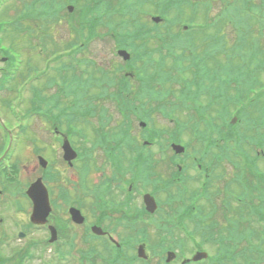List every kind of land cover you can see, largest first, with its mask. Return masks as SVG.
Segmentation results:
<instances>
[{
  "label": "rangeland",
  "instance_id": "rangeland-1",
  "mask_svg": "<svg viewBox=\"0 0 264 264\" xmlns=\"http://www.w3.org/2000/svg\"><path fill=\"white\" fill-rule=\"evenodd\" d=\"M81 1V0H80ZM214 1V0H213ZM212 1V2H213ZM249 2V5H252L249 0H246V2ZM82 2V1H81ZM240 0H216L213 3V8L208 10V15L209 16H217L218 14L220 15L222 11L227 10V5L232 7H238V4ZM264 2V0H255V3H258L255 6L259 7V14H264V7L261 6V4ZM21 4V3H20ZM232 4V5H230ZM121 7H125L123 4ZM14 13V10L12 8H6L3 7L0 9V19H7L8 17L11 18ZM65 13V11L63 12ZM233 14V12H232ZM231 14V18H232ZM200 15V14H199ZM66 14H64V18L61 19L60 22L56 24H50L49 25V31L52 32V38H44L43 36H37L35 38H29L28 36H23L21 35L17 40L15 39L14 42L13 36H5V42H7L9 45L13 46L17 50H19L22 54V63H21V68H25V62L23 60V57L28 60L32 59L33 61L39 62V68L45 69L46 68V63L45 60L49 59L51 60L50 63L53 62L52 58L50 57V54L43 53L42 55H39V49L37 46L34 44V42L39 46L41 45V40L47 42L48 44H51V48H53L54 44L55 46L57 45V48L61 51L65 50H71V46L69 43L71 42H79L82 44V42L85 41V37L83 35H70L69 28L67 26V21L65 20ZM205 17V15H203ZM189 18V16H187ZM230 21V20H229ZM199 22V21H198ZM29 24V23H27ZM54 25V26H53ZM234 26V25H233ZM233 31H235V27H232ZM105 28L101 27L100 32H103ZM106 34V32H105ZM35 35H37L35 33ZM234 42L231 41L230 43L232 44ZM115 43H114V38L111 36H104V37H97L93 39L91 42H89L85 47H83V50H87V52H94V53H84V54H94L97 58H100L101 60L105 59H110L112 57V53L110 50L113 49ZM41 57V60H40ZM26 71V70H24ZM40 79H28V83L24 87V93L22 95V100L18 101V97L14 99V102L17 105L18 102H21L22 104L27 101V99L31 96V92L29 90V86L31 84L37 85V82H39ZM259 80L264 86V70L259 74ZM20 81V79L18 80ZM134 85L139 88V85L137 83H134ZM47 94H53L56 90L55 88H50L47 89ZM15 94L13 91L5 90L0 94V106L2 105V101L6 100L9 97H13ZM25 96H29L25 98ZM132 96V95H131ZM115 108V107H114ZM230 111L233 112V108L230 107ZM180 118L182 121L186 119V116L184 114L180 115ZM13 119V118H12ZM15 120V119H14ZM13 120V126L16 127V130H19L18 123ZM154 124L159 127V128H165L168 127V131H170V128H173L175 126L174 121H171L170 119L164 117L161 114H155L153 116ZM42 119L39 117H32L28 120V122L24 121L23 124L29 130L26 134H23V138L17 143V148L14 152V154L11 156V160L13 163H17L18 167L17 169H14L15 171H19L18 178H19V184L21 188H25L31 181H33L36 177L38 176H43L44 175V170L39 166V161L37 159V155L42 154L44 155L48 160H49V165L53 163V167L56 170H53L54 174H62L61 176L56 175L57 177V182L56 184H65L66 182L68 183L69 181L76 182L79 178H82V173L81 175L79 174V169L78 168H68L65 163L62 161H59L57 153L55 151V143L51 140V137L48 133V131L45 130L46 126L44 123H42ZM117 123L116 120L111 121V126L115 125ZM20 124V123H19ZM86 124H88L91 128L95 125L99 127V122L97 123L95 118L90 119ZM50 126V125H49ZM51 127V126H50ZM86 128V127H85ZM136 128V130H135ZM134 128V132L139 134V129L138 127ZM151 128V127H150ZM87 130V128H86ZM90 130V129H89ZM88 134L90 135V139L87 137V142L82 139L81 137L77 138L79 141V148L84 151L85 148H90L89 146L91 145V135H93L92 131L89 132L87 130ZM190 131L184 132V141H188L192 139V134ZM84 142V143H83ZM53 143V144H52ZM55 144V145H54ZM83 144V145H82ZM198 144L194 139L192 140V145ZM54 145V146H53ZM36 148H39L40 151L36 152ZM59 156L60 155V152ZM46 154V155H45ZM53 160L55 162H53ZM91 169H90V174L89 177L92 176L91 181L96 182L98 180L99 172L93 168V162H91ZM79 165H83V162L81 160L76 163ZM11 165V164H10ZM98 166H101V163H97ZM230 172L231 166L226 165L225 166ZM220 173H223L221 169H219ZM49 177V176H47ZM46 179V175H45ZM229 180V179H228ZM228 180H220L219 182L215 183V186L213 189L216 191L223 190V188L226 186ZM202 182V180H201ZM196 186H200L198 183H194ZM0 189H4L2 191V195H0V239L3 238L5 240H11L10 244L5 245L0 248V250L3 252L4 255H11L14 250L19 249L20 247L26 246L28 243L31 241L35 240L38 242L44 241L47 237L48 234L44 230H36L33 228H27V225L30 223V215L32 211V203L25 197L22 196V194L17 193L14 189L11 188L8 185H5L4 183L0 182ZM15 197V198H13ZM197 205H199L201 209V214L207 215L211 211V204L208 200V198H200L197 201ZM89 207L91 208V203H89ZM90 215H92V212H90ZM57 218L52 219L56 225H63V231L65 233H72L73 230L70 229L69 225L66 223L68 220V216H66L63 212L62 209L56 210ZM138 216V215H137ZM156 218V216H155ZM124 219L123 221H125ZM143 220H148L147 216H142V219L140 221L142 222ZM211 220V217H208V222ZM192 224V223H188ZM140 225V223L138 224ZM189 229L191 228L188 226ZM79 231H81V228L77 227ZM76 228L74 230L77 231ZM26 231L27 236L23 239H20L18 237L19 231ZM151 240L153 243H158L161 239V236L158 234L157 231L149 229ZM164 234V233H163ZM161 234V235H163ZM174 236H184L183 231L179 232L176 231L173 233ZM140 237V236H139ZM134 240V239H133ZM187 243H185V255L188 257H191L194 251L195 247V242L193 240L196 239H188ZM61 242H65V240L61 239ZM60 242V244H61ZM38 256L36 258H33L32 260H29V264H78V259L80 255L78 254L77 251H72V255L65 256L61 259H59L60 254L58 253V248L60 247H55V246H46L43 242L38 243ZM96 245V246H95ZM94 248L99 251L100 253H103L102 248L99 246V244H95ZM207 250H212L210 245L204 244ZM62 248L65 250H68L63 247L61 244ZM138 245H136L135 248H131L129 250H126V252L130 255L136 253V248ZM91 246H88V248ZM209 248V249H208ZM36 250V248L33 249V253ZM190 251H193L190 253ZM157 251H150L149 254L153 256L152 259V264H156V261L158 260V257L160 255L157 253ZM179 252V250H177ZM101 255V254H100ZM166 255H164L165 257ZM107 257H110L108 255ZM166 258V257H165ZM96 262L99 264H106V261L104 259H101V257H96ZM178 259L176 260L175 263L181 264V261L177 262ZM133 264H143L141 261H135Z\"/></svg>",
  "mask_w": 264,
  "mask_h": 264
},
{
  "label": "trees",
  "instance_id": "trees-1",
  "mask_svg": "<svg viewBox=\"0 0 264 264\" xmlns=\"http://www.w3.org/2000/svg\"><path fill=\"white\" fill-rule=\"evenodd\" d=\"M44 4L46 6H49L48 0L45 1ZM28 8L32 10L30 12H29V9L28 11L26 10V12L22 15V17H26L27 15L28 17H30L33 14V4H29ZM179 56L180 55H178V57ZM152 62L155 63L157 66L162 65V60H158V61L152 60ZM241 72H242L241 74L243 75V70ZM245 73L246 72H244V75L248 74V73L246 74ZM144 80L147 81L149 85H155V84L162 85V84H165L167 78L166 76L155 77V74L151 72L148 77L144 78ZM254 85L255 83L253 82V77H251V75H247L244 78H242L241 81H238L237 87H236L238 97L235 99V101L241 100V97L243 93L245 92V90L252 89ZM227 126L228 128H231L230 123H228ZM261 178L263 179V182H264V174L261 175ZM255 197L256 195L250 192L248 189H245L242 193L243 203L246 204L247 206L252 205L254 203ZM249 233H250V238L246 239V241L243 243L240 242L238 246L236 243H227V241L232 240V235L230 239H226L225 236L220 235V237L218 238L219 247L211 263L213 264H264V262L260 258L250 257V258L245 259V257L243 256L244 255L243 252L247 248H250V249L259 248V245L255 244V242L253 241V238L257 237L258 233L253 229L249 230Z\"/></svg>",
  "mask_w": 264,
  "mask_h": 264
},
{
  "label": "flooded vegetation",
  "instance_id": "flooded-vegetation-1",
  "mask_svg": "<svg viewBox=\"0 0 264 264\" xmlns=\"http://www.w3.org/2000/svg\"><path fill=\"white\" fill-rule=\"evenodd\" d=\"M0 60H3V61H5L6 59H5V57H0ZM8 131V130H7ZM63 134L64 133H60L59 135H57L58 137H60V139H56V141L58 142V143H62L63 142V140H64V136H63ZM57 144V143H56ZM62 146L63 145H59V146H57V145H55V151H56V153H57V156H58V159H59V161H65V159H64V157L62 158H60V156H59V153L58 152H60V150H59V148H62ZM66 165H69V166H72V165H70L68 162H66ZM51 169H52V167H51ZM53 170V169H52ZM132 171H130V170H127V171H125V174L122 176V179L121 180H119V182H118V184L117 185H115L114 187H115V191H119V194H120V198H119V202L120 201H123V202H125V203H128L129 204V206H130V208H132V210L134 209V203H135V201H136V196H135V192H133V188H132V185H130L129 186V192H124L123 190H122V185H123V183H125V182H128L129 180H130V177H131V175H132ZM58 187V185L56 184V183H54L53 184V187L51 188L52 190H54V189H56ZM67 193H69V194H67V195H64L62 198L60 197V199H61V201H62V206H68L70 203H71V199H70V197H68V195H70V190H68L67 189ZM109 191V190H108ZM57 192H58V189L57 190H55L54 191V196H57ZM100 192L103 194V193H105V191L102 189V187L100 186ZM110 195V194H109ZM115 199H117V197H116V195H117V193H116V195H115V193H113V194H111ZM111 195H110V197H111ZM112 198V197H111ZM129 198H131V201L130 202H128V199ZM117 201H118V199H117ZM122 202V203H123ZM54 203H55V206H57V204L58 203H60V201H57V200H55L54 201ZM121 204V203H120ZM72 206H77L78 207V205H76V204H73V205H71V206H69L68 208H67V210L69 211V209L72 207ZM109 204H107V210L109 209Z\"/></svg>",
  "mask_w": 264,
  "mask_h": 264
},
{
  "label": "water",
  "instance_id": "water-1",
  "mask_svg": "<svg viewBox=\"0 0 264 264\" xmlns=\"http://www.w3.org/2000/svg\"><path fill=\"white\" fill-rule=\"evenodd\" d=\"M30 194L32 195V198L35 202V208H36L35 214L33 215V220L36 221L37 219H40L38 217V213L36 214L37 209L39 207L44 211L43 219H46L45 217L48 215L50 210L46 191L39 183H36L32 186L30 190ZM41 221H45V220H41Z\"/></svg>",
  "mask_w": 264,
  "mask_h": 264
}]
</instances>
